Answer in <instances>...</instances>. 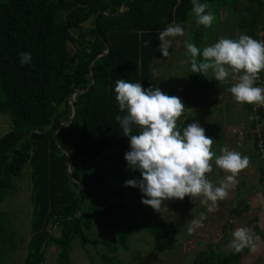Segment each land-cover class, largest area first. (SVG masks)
<instances>
[{"label":"trees","instance_id":"obj_1","mask_svg":"<svg viewBox=\"0 0 264 264\" xmlns=\"http://www.w3.org/2000/svg\"><path fill=\"white\" fill-rule=\"evenodd\" d=\"M206 2L214 14L220 9L234 13L229 19L236 18L239 30L249 27V35L258 40L260 26L264 27V0ZM240 2L247 4L246 13L236 11ZM192 7L191 0H0V114L9 113L13 120V130L0 139V204L17 189L14 179L29 166L33 214L23 264L44 262L41 246L47 230L55 227L44 255L50 246L59 247V264H70L74 240L83 248L102 245L117 251L116 246L88 236L95 221L118 236L120 247L129 248L142 215L117 216L124 209L121 200L127 189L109 183L140 174L127 168L124 159L129 141L115 119L123 115L115 100V82L128 79L144 88L158 87L159 78L151 68L160 44L158 32L171 23L186 24ZM205 29L197 23L192 27L191 42L201 49ZM107 44L109 53L93 64L95 83L77 95V115L56 137L60 125L72 117V95L90 86L91 64ZM20 52H30L32 62L21 65ZM263 74L264 70L258 75ZM191 75L187 88L169 95L204 90L202 75ZM138 131L134 128L133 134ZM65 150L75 159L72 177ZM74 180L82 185L81 198ZM127 188L141 201L138 188ZM5 214L0 213V254L4 242L15 246L16 239ZM169 227L167 223L155 227V249L166 250L174 240ZM205 254H200L201 260L206 259L203 264H212L214 260ZM240 256L241 252L235 253L224 264Z\"/></svg>","mask_w":264,"mask_h":264},{"label":"clouds","instance_id":"obj_2","mask_svg":"<svg viewBox=\"0 0 264 264\" xmlns=\"http://www.w3.org/2000/svg\"><path fill=\"white\" fill-rule=\"evenodd\" d=\"M196 23L210 27L216 19L208 3L191 0ZM184 28L171 23L158 32L159 51L163 57L170 55L173 37L183 36ZM186 55L190 57L193 73L217 82H225L230 74H238V82L228 90L238 103L264 105V88L254 81L264 70V41L242 33L238 38L221 37L203 49L191 41L184 42ZM21 65L30 64V52L18 53ZM115 100L123 115H116L124 136L128 138L129 150L124 153L126 166L139 172V178L127 179L124 185L138 188L142 193L141 203L157 210L165 200H183L186 196L208 205L212 211L218 200L225 199L229 189L236 183L237 174L249 165V157L227 146L220 154L212 150L214 138L205 134L199 121L192 120L181 130L177 120L186 106L179 96L169 95L159 87L144 88L140 82L118 79L115 82ZM139 129L133 134V129ZM216 168L226 175L219 184L207 176ZM203 219V216L201 217ZM193 219L188 231L199 226ZM228 247L234 253L245 248L255 250V234L247 226L236 227Z\"/></svg>","mask_w":264,"mask_h":264},{"label":"rangeland","instance_id":"obj_3","mask_svg":"<svg viewBox=\"0 0 264 264\" xmlns=\"http://www.w3.org/2000/svg\"><path fill=\"white\" fill-rule=\"evenodd\" d=\"M246 6L247 4L240 2L237 5L238 10L236 11L246 13ZM233 14L234 13L226 12L224 9H220L219 11L215 12L216 19L213 21V24L210 27H206L205 29V36L203 37L202 44L203 48L215 43L221 37H229L235 39L238 38L242 33H246L249 35V27L246 28V26L243 30H239L237 24H235L233 20L236 18L232 17V19H229L231 16H233ZM218 17H220L219 24L217 19ZM193 21H196V16L194 13H192L191 15L190 23L184 27V35L187 37L190 33L189 29L191 31L190 27H192L191 23ZM262 31L263 25L260 26L259 33L257 34V38L260 41L261 37L259 35L262 33ZM172 39H175V37H173ZM173 47L174 45H172V48ZM185 53L186 51H184L183 47L179 51H176L174 47V49H171V55L168 56V60L165 61L167 62L165 67L168 70L162 71L163 69H165L162 63L154 66L155 68L152 70L154 77H157V75H160L158 77H162V74H165L164 78L166 77L163 88L159 87L162 91L168 94H173L178 91L184 90L191 83L192 71L190 68V57ZM154 63L156 64V62ZM208 76H210V74ZM207 77L202 75L201 81L205 82ZM234 78L232 79V84ZM215 82L217 86V93L218 87L219 92L220 88H222L220 87V84L227 86V80L225 82ZM228 95V88L225 87L221 101L227 102L229 100ZM186 96H188L194 104H197V107L194 108L203 109L205 101L203 100V92H201L200 89L196 91H187L184 96H181L182 100L185 99L184 97ZM228 103L233 106L230 110V113H241V116L243 115L245 117L246 115H248L247 110L243 109V103L232 104L231 101H229ZM193 112L194 113L190 118L192 120L204 119L200 122V124L205 128V119L207 118H204L202 112L199 110ZM255 118L257 119L258 116L256 115ZM186 120L187 118L184 119V121ZM185 126H187V123H184L183 127ZM12 130L13 120L11 115L9 113H1L0 139ZM249 131L253 132L254 128L253 131L251 130V128L249 129ZM14 183L15 188L17 187V189L13 193H10L6 197L5 201L0 204V213H2V211L4 212V214L6 213L5 215L9 220L7 225L10 226L11 230L16 236L15 246L13 243H10L9 240L2 244L0 264H23L26 258L28 242L30 239L33 205L31 201V169L29 166H26L24 168L21 177L14 179ZM109 185L115 188L127 189L124 199L121 200V202L124 204V209L118 212L117 216L122 213L126 215H142L139 220V227L135 228V231L130 237L129 248L125 250L123 247H120L118 236L102 228L101 226H99L97 221H95L91 227V230L88 232V236L92 239H97L101 242H106L113 246H116L114 247V249L117 248V251L112 249V252H110L107 247L102 245L98 247L90 245L86 248H83L80 244V241L74 240L71 243L70 247V264H140V260H146V258H149L148 260H146L147 264H203V259H200V254L203 251L206 252V258H211L210 260H214L212 264H224L226 259H231L235 255V253L228 247L229 241L232 239V236L229 233L230 230L228 232L227 226L225 229H222V222H225L229 218H234V216L236 215L243 214L246 210L251 213V211L254 209V206L251 202V191L246 189L241 190V195L238 197L235 203H233V205L223 204L221 208L222 214L220 213V210L219 212H215V215H213L215 217L217 215V217L214 219L215 221L212 226L213 235L210 245L206 247H199L200 254L197 253L198 258L196 262H194L196 255L194 254V250L191 248L187 252L186 248L183 247V244L184 241H189L188 238L194 236L192 232L190 233L188 231V228L191 221L193 219H196V216L194 215L195 209L193 208V205L195 204L196 200H199V198L193 200L192 198L186 196L183 200H165L162 206L159 209L155 210L150 206L142 204L141 201H136L131 192L128 191L127 186L124 185V180H118L113 184L111 180ZM197 204L199 205H196V208H200L205 214V205L200 202H198ZM227 206L228 208H226ZM223 211H225L226 213L224 212V214ZM190 212L192 213L190 214ZM251 216L252 214H250L249 216L250 221L248 222L247 226L250 229L253 225ZM207 218H209V216H206L201 224L208 221ZM159 223L169 224V226L171 227H169L170 235L174 238L169 246L165 247L167 248L166 250L155 249L156 241L153 231ZM199 226L201 227V225ZM174 241L176 242L174 243ZM60 251L61 249L59 247L50 246L46 250V253L44 255L43 264H59L58 258ZM244 254L245 250L241 252L240 258ZM103 255L105 256V260L103 258ZM204 260H206L205 257ZM229 264L243 263L239 261V259H237L233 261V263L230 262ZM244 264L248 263L244 262Z\"/></svg>","mask_w":264,"mask_h":264},{"label":"crops","instance_id":"obj_4","mask_svg":"<svg viewBox=\"0 0 264 264\" xmlns=\"http://www.w3.org/2000/svg\"><path fill=\"white\" fill-rule=\"evenodd\" d=\"M189 23L190 20L186 24H181V26L184 28ZM195 23L196 21H193L191 23V26L193 27ZM192 27H190L191 31L189 29L190 33L188 37L183 35L175 37V39H173V45L176 51H179L180 49H182V47L184 51H186L184 42L191 41ZM174 47H171L169 49L170 55L171 49H174ZM166 60H168V57H163L160 51L158 50L154 60L156 64L153 63L151 65L152 70L155 68L154 66L159 63H162L163 67L165 68L162 71L168 70L165 67L167 63L165 62ZM158 76L160 75H157V77ZM164 76L165 74H162V77H158V87L160 88H163L165 84L166 77L164 78ZM234 77H238V74H230L227 78V86L220 84V87L222 88H220L219 92L218 87V93L216 91V82L212 78L211 74L206 78V81L204 82L205 88L204 90H200L201 92L204 91L203 100L205 101V105L203 109L194 108L197 107V104H194L188 96L184 97L185 99L182 100V102L186 106V109L182 116L177 120V126L181 128V130L184 126V123L192 122V119L190 117L194 113L193 111L199 110L202 112L204 118H207L205 119V134L214 138L212 145L213 151H215L217 154H220L221 147L227 146L231 150L238 151L242 155H246L249 157V165L245 169L241 170L236 176L237 183L229 189V194L225 199L218 200L216 202V205L212 211H209L207 209L208 205L211 204L210 201L207 204L202 203L205 205L204 207L206 208V212L204 211L205 214L200 208H196V205H199L197 203L200 202L201 198L195 201V206L193 205V208L195 209L194 215L196 216V219L202 222L206 216H209V218H207L208 221L204 222L203 224L200 223L201 227H194V230L192 231L194 236L188 238L189 241H184L183 247L186 248L187 252L191 248L194 250V254H196L194 262H196L198 258L197 253L200 254L199 247H206L210 245V242L212 240V226L215 221L214 219L217 217V215L216 217L213 216L215 215V212H219L223 204L233 205V203H235V201L241 195V190L246 189L251 191V202L254 206V209L251 211V213L246 210L247 212L245 211V213L243 214H235L236 216H234V218H229L225 222H222L221 227L222 229H225L227 226L228 232L230 230L229 233L232 236V231L234 228L248 226V222L250 221L249 216L250 214H252L251 221L253 222V225L251 230L255 234L256 247L255 250H246L245 254L239 259V261H241L243 264L244 262H247L248 264H264V163L259 158L258 152L256 151L259 126L257 119L255 118L256 113L253 110L254 103H243V109H246L248 112V115H246L245 117L243 115L241 116V113H230V110L233 106H231L228 102L231 101L232 104H237L238 102L235 101L233 95L230 93L229 90V100L227 102L221 101L222 94L224 93V88L227 87L229 89L233 85L232 79ZM186 118L187 120L184 121V119ZM196 120L200 123L204 119ZM252 127L254 128V131ZM250 128L253 132L249 131ZM211 163H213V171L211 173H207L206 175L209 176V178L212 179L215 183L219 184L220 179H222L223 176L226 175V173L223 170L216 168V166L214 165V161H212ZM226 208H228V206ZM224 212L225 211H223V213ZM191 213L192 212H190V214ZM220 213L222 214V210L220 211ZM202 216L203 219H201ZM175 242L176 241H174V243ZM203 261L206 262V260Z\"/></svg>","mask_w":264,"mask_h":264},{"label":"water","instance_id":"obj_5","mask_svg":"<svg viewBox=\"0 0 264 264\" xmlns=\"http://www.w3.org/2000/svg\"><path fill=\"white\" fill-rule=\"evenodd\" d=\"M123 6H124V2H123V5H122V7H121L119 13L123 11ZM119 13L116 14L115 16H118ZM96 19H97V17H95V23H96ZM109 51H110V47H109V45L107 44V45H106V51L103 52L102 54L98 55V56L94 59L93 63L91 64V74H92V81H91V84H90V86H89L87 89H77V90L74 92V94L72 95V97H71V106H72V112H73V113H72V117H71L68 121H66V122H64V123H62V124L60 125V127H59V129H58V131H57V133H56V137H57V135L61 132V130H62L63 128H65V127H67L68 125H70V124L73 122V120L75 119V117H76V115H77V107H76V97H77V95H79V94H83V93H86L87 91H89V89H90V88L93 86V84L95 83V78H94V75H93V64H94L99 58H101V57H103V56H106V55L109 53ZM64 152H65V153L68 155V157H69V163H68V166H67V172H68V175L72 177L71 166L75 164V159L72 157V154H71L70 151L65 150ZM74 181L78 183V186H79V198H81V195H82V189H83V188H82V185H81V183H80L79 181H77V180H74ZM80 208H81V207H80V205H79V206H78V209H77V214H79V215L81 214V212H80ZM56 230H57V227H55L54 230H51V229H48V230H47V234H46V236H45V238H44V240H43V243H42V246H41V250H40L42 256H44L45 245H46V243L48 242V240L50 239V237L56 232ZM41 264H43V262H42Z\"/></svg>","mask_w":264,"mask_h":264},{"label":"built area","instance_id":"obj_6","mask_svg":"<svg viewBox=\"0 0 264 264\" xmlns=\"http://www.w3.org/2000/svg\"><path fill=\"white\" fill-rule=\"evenodd\" d=\"M259 36L261 37V41H264V27L262 33ZM236 82H238V77L234 78L233 84ZM254 83L256 86L264 88V74L262 77L258 75V78L254 81ZM253 110L258 116L257 122L259 126L256 147L260 159L264 161V105L254 104Z\"/></svg>","mask_w":264,"mask_h":264}]
</instances>
